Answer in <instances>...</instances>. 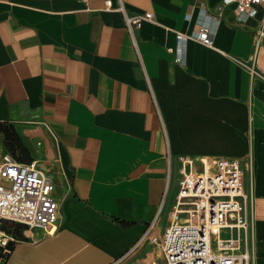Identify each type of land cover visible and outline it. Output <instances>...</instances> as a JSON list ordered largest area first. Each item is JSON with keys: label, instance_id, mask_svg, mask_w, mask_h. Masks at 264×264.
<instances>
[{"label": "crops", "instance_id": "0c3cea01", "mask_svg": "<svg viewBox=\"0 0 264 264\" xmlns=\"http://www.w3.org/2000/svg\"><path fill=\"white\" fill-rule=\"evenodd\" d=\"M105 1L0 0V126L19 140L12 154L0 133V153L36 161L60 204L56 232L18 233L0 264L156 261L179 158L199 156L247 161L264 264V6L240 22L221 0H120L154 17L131 36ZM200 26L211 46L176 40Z\"/></svg>", "mask_w": 264, "mask_h": 264}, {"label": "built area", "instance_id": "2783aa9c", "mask_svg": "<svg viewBox=\"0 0 264 264\" xmlns=\"http://www.w3.org/2000/svg\"><path fill=\"white\" fill-rule=\"evenodd\" d=\"M79 1L88 5L91 0ZM221 2L234 6L235 19L240 22L252 17L257 6H264V0ZM105 8H113L109 0ZM114 9L122 13L131 36L142 22L154 20L150 12L127 15L120 0ZM257 34H263L262 28ZM175 38L181 44L197 40L211 46L204 26L187 35L176 32ZM184 56L181 49L175 60L183 64ZM246 162L211 156L179 158V180L167 225L160 236L149 238L158 256L150 264H249L252 198L245 182ZM52 192L50 177L36 161L23 163L0 153V221L22 226L23 237L25 229L52 236L60 219V204ZM12 242L15 239L0 230V262Z\"/></svg>", "mask_w": 264, "mask_h": 264}, {"label": "rangeland", "instance_id": "374dc122", "mask_svg": "<svg viewBox=\"0 0 264 264\" xmlns=\"http://www.w3.org/2000/svg\"><path fill=\"white\" fill-rule=\"evenodd\" d=\"M6 149L8 150L7 147H6ZM171 177H172V179H169L168 184H167V188H166V192L164 193L163 198H162V204H161L162 208H161L160 214L162 212L164 213L165 210L163 208V204H165L167 202L169 195H171L170 187L173 184L172 182L174 181V174ZM20 229H22V228L18 224L8 223L7 221H0V230L3 231L7 235V237L8 236L16 237L18 235ZM249 264H250V262H249Z\"/></svg>", "mask_w": 264, "mask_h": 264}, {"label": "trees", "instance_id": "16d2710c", "mask_svg": "<svg viewBox=\"0 0 264 264\" xmlns=\"http://www.w3.org/2000/svg\"><path fill=\"white\" fill-rule=\"evenodd\" d=\"M0 133L3 134V143L14 154L15 148H19V140L17 134L11 126L2 127L0 126ZM20 226V225H19ZM22 228V226H21ZM21 232V229L19 233Z\"/></svg>", "mask_w": 264, "mask_h": 264}, {"label": "bare ground", "instance_id": "6f19581e", "mask_svg": "<svg viewBox=\"0 0 264 264\" xmlns=\"http://www.w3.org/2000/svg\"><path fill=\"white\" fill-rule=\"evenodd\" d=\"M24 234H25L26 236H30L31 231L25 229V230H24Z\"/></svg>", "mask_w": 264, "mask_h": 264}]
</instances>
